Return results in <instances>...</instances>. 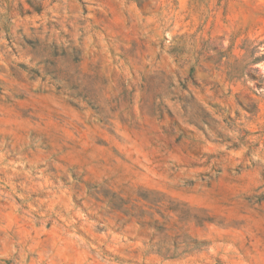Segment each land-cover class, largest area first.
Masks as SVG:
<instances>
[{"label": "rangeland", "instance_id": "rangeland-1", "mask_svg": "<svg viewBox=\"0 0 264 264\" xmlns=\"http://www.w3.org/2000/svg\"><path fill=\"white\" fill-rule=\"evenodd\" d=\"M0 264H264V0H0Z\"/></svg>", "mask_w": 264, "mask_h": 264}]
</instances>
